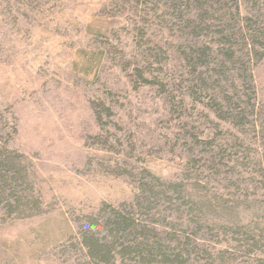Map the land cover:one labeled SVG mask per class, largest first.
<instances>
[{
    "label": "rangeland",
    "instance_id": "374dc122",
    "mask_svg": "<svg viewBox=\"0 0 264 264\" xmlns=\"http://www.w3.org/2000/svg\"><path fill=\"white\" fill-rule=\"evenodd\" d=\"M170 8L168 0H0V159L20 158L25 179L17 192L0 194V264H106L91 257L87 234L108 241V213L131 210L155 179L237 209L234 221L200 225L177 195L151 219L138 217L198 239L205 251L190 264H264V247L240 232L264 240V141L224 120L211 99L194 100L185 48L195 40ZM199 41L222 48L215 33ZM251 68L258 94L240 71L216 75L224 81L216 93L238 94L264 116V61ZM161 82L187 100L184 114ZM253 120L264 132V120ZM246 134L257 152L250 165L235 148ZM229 146L235 151L225 157ZM125 253L120 248L113 264H138Z\"/></svg>",
    "mask_w": 264,
    "mask_h": 264
},
{
    "label": "trees",
    "instance_id": "16d2710c",
    "mask_svg": "<svg viewBox=\"0 0 264 264\" xmlns=\"http://www.w3.org/2000/svg\"><path fill=\"white\" fill-rule=\"evenodd\" d=\"M168 1L171 7V17H174L185 27L186 37L195 40L190 41L185 48L189 70L194 76L190 89L194 100L205 102L207 99H211V107L213 106V110L220 114L224 120L237 124L245 131L248 128L252 133L260 135L261 141H264V132H260V128H262L259 127L260 121L254 122L253 120L256 117L261 121L264 120L258 106L251 103L245 107L246 104L240 101L242 97L238 94L233 96L229 92H224L225 98L220 97L216 91L224 81L215 80L216 75L229 77L240 71L246 78L245 85L249 86L251 91H257L258 94V88L255 85L256 77L251 66L258 61H264V6L262 0ZM213 22L221 23L222 30L217 32V26ZM214 33L222 38V48L199 41L204 34L212 35ZM152 58L154 60L159 58L157 52L153 53ZM150 65L154 66L153 63ZM140 77L149 85H156L159 81V79H149L145 70H140ZM232 81L236 87L237 83L234 79H229L230 83ZM160 85L171 93L173 109L179 114H184L187 110V100L182 99L180 102V98L170 89V84L161 82ZM255 96H257L256 93ZM98 109L103 112V116L108 107L103 104ZM245 137L246 139H237L239 146L235 148L240 150L237 155L240 161L245 160L250 165L257 161L253 160L257 152H250L248 148L250 140L247 139V134ZM223 149L225 157L235 151L232 146L223 147ZM245 151H248L249 154H245ZM0 160V179L3 180L0 194L8 193L11 190L17 192L18 189L14 185H20L25 181L24 178V180L22 179V167H17V164L21 162L20 158L4 155ZM215 162L217 163L216 160ZM260 166L264 168V160L261 161ZM14 175H16L15 179L12 178ZM152 176L155 177L151 174ZM145 182L137 205L131 210L130 208L126 211L113 209V213H108L106 224L111 233L108 241L101 240L99 235L94 232L87 234L89 252L96 262L116 263L118 261L117 253L120 248H123L126 252L125 256L134 259V262L138 264L192 263L196 256L205 251L198 239L190 236L189 233H186L187 236L184 238H180L178 235L173 237L160 232L157 228L148 226L146 221H144L145 223L142 221L145 216L151 219L152 213L165 202L175 205L178 202L177 195L181 196L179 201L183 202L185 207L189 206L197 214L200 225H204L206 222L208 226H211L214 219L224 221L231 218L234 221L237 218L236 207L230 206V203L219 198H213L204 191L198 190L197 194H191L179 184L161 185L162 181L158 179H155V182ZM183 208L184 206H180V212H183ZM141 214L144 217L139 220L138 217ZM209 218L212 219L211 222H209ZM240 230L241 236L250 238L248 241L250 245L255 242L257 248L264 247V240H260V237L253 239V232L247 228ZM246 242L245 239L242 240L243 245Z\"/></svg>",
    "mask_w": 264,
    "mask_h": 264
}]
</instances>
